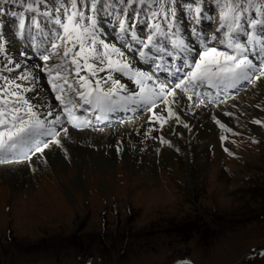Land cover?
<instances>
[{
	"label": "rangeland",
	"instance_id": "obj_1",
	"mask_svg": "<svg viewBox=\"0 0 264 264\" xmlns=\"http://www.w3.org/2000/svg\"><path fill=\"white\" fill-rule=\"evenodd\" d=\"M49 1L44 12L73 11L71 0ZM204 1L219 20L216 0ZM180 2L176 0V7L184 9L194 0ZM19 7L22 16L10 12L18 21L34 16L25 13L31 11L23 4ZM75 10L84 12L80 23L87 27L91 14L81 4ZM249 13L242 18L245 24ZM1 14L0 37L4 32L12 35L10 21L2 17L6 13ZM215 30L216 37L226 31ZM61 37L65 33L54 41L58 48L52 45L54 60L64 58ZM86 42L85 52L75 57L78 61L92 47L89 38ZM73 46L72 53L80 52L78 43ZM257 74L240 80L229 96L211 101L239 103L223 110V119L211 109L206 123L220 143L210 141L192 158L189 148H183L191 142L184 134L178 133L181 143L166 157L161 151L168 144L157 134L149 142L155 146L149 152L154 160L148 158L145 164L133 159L131 171L119 162L98 170L89 160L79 167L63 158H38L19 176L0 172V184L6 183L0 189V264H264V123L253 122H264V77L256 81ZM221 125L229 143L220 139ZM33 153L35 149H23L21 158L7 153L0 164L27 163ZM77 176H82V186L75 185Z\"/></svg>",
	"mask_w": 264,
	"mask_h": 264
},
{
	"label": "snow or ice",
	"instance_id": "obj_2",
	"mask_svg": "<svg viewBox=\"0 0 264 264\" xmlns=\"http://www.w3.org/2000/svg\"><path fill=\"white\" fill-rule=\"evenodd\" d=\"M138 2L140 5L152 4L153 6L158 5L160 11L165 14L167 17L169 14L172 17H175L176 11L174 8L165 9V4L169 2V0H119L121 5H133ZM171 2H175V0H171ZM197 4L199 0H196ZM221 11L219 14V20L221 23V31L225 27H227V31L223 33V39L219 40L221 45H225L227 49L232 50L229 51H219L215 47L208 48L203 56H201L200 60L195 62V67L192 71L188 72L187 75L180 81L179 84H176V89H180L184 87L186 92L194 90L197 86L202 84H207L210 87H234L240 80L248 79L250 70L255 69V65L253 61L249 59L248 55V47L243 44L236 42L239 34L241 32H245V23L242 22V18L244 14L247 13L250 9H254L256 16L261 17L259 19H248L246 21L247 27L253 29L251 32H246L248 45L252 46V50L259 51L260 54H264V0H216ZM73 11L70 15H67V23L61 22V19L57 18L55 20L56 24L61 25L64 30L65 37H61L60 39L64 41V57L67 58L69 53H72V49L67 46L68 43H78L80 46V52H74L73 60L71 63L77 66V75H79L80 65L78 60L75 57H80L81 53L85 52V41L90 37L91 45L87 51L90 56L94 57L96 60L100 61L101 64L107 62V68L110 70L108 75V80L112 81L113 87L109 88L107 92L101 93L100 91V81H96V86L94 89H90L88 91H81L76 88H73L71 84L68 83L67 78H64V84L68 87L69 90L76 93L79 97L80 101L83 102L82 105L76 104L74 107H68V104H73V100L69 99L67 104H65L64 97L62 95H57L56 99L60 100L62 104H64V113L67 114V122L72 124L76 128L83 127L87 125V120H82L80 117L74 115L75 107H82L83 105H94L97 109L102 112H111L113 111V104L115 101L111 99L113 94L118 90L124 88V85L120 84L118 80H114L111 72L112 71H121L125 72V74L130 71L128 63H120L119 61H113L111 59V55L108 51L109 45L104 44L103 41H98L95 29H96V19L95 16L88 17L87 19L90 21L87 27L81 25L80 21L85 19V14L82 11H76L77 0H71ZM104 4L105 7L112 6V0H92L91 7L93 12H98L97 4ZM4 4H23V6L28 11H33L32 3H24V0H0V5ZM124 12H127V8L121 9ZM4 8L0 6V12H3ZM197 12L200 11L199 7L196 9ZM157 14L151 13V16L154 18ZM121 31H126V23L125 20L119 21ZM21 28L24 27L23 19L20 24ZM39 28V24L36 25ZM167 27L169 29L166 32L160 23H153L149 25L152 34L148 36L147 43H144L145 48H149L151 45L156 52H164L166 55H171V53H167L165 47L163 45L154 44V40L157 36L164 37L167 40H170L174 49H180L184 52L189 51L187 45L183 40L173 39V35L175 33L172 32L174 28L173 23H168ZM75 33V35H73ZM259 33V34H257ZM132 39L137 40L135 31L132 33ZM212 39L215 41L217 37L214 35ZM102 44L105 51L100 53L97 51L95 47L97 44ZM3 44H0V51H3ZM59 45L53 44V48H58ZM111 52L119 53V50L113 47ZM119 55L123 56V53H119ZM141 56H147V53L144 51L140 52ZM49 56H44V60H49ZM87 58H85V63H87ZM162 59V58H161ZM19 67V65H17ZM63 67V65L57 66V76L56 79H60L59 69ZM158 68L160 65L157 66ZM88 68L92 69L91 75L95 76L97 71H103L94 65L88 64ZM49 72L52 69H48ZM177 71H181V69H177ZM261 77H264V68L259 69ZM135 76L142 77V79H137L136 83L141 85V92L135 96H128L124 98L125 100H136L143 101L144 103H152V107H155V99L163 97L164 103L169 104V100L167 97H176V91L174 90H166L163 84H157L156 88L159 91H155L152 88H148L144 82L152 80V76L146 75L144 73H135ZM21 79H27V76H21ZM83 81V83H81ZM79 84L80 89H84L88 84V80L84 76H79V79L76 81ZM8 84H13V81H8ZM189 85L190 87H185V85ZM60 87L63 90V86L58 85L56 83L53 84V88ZM15 88L19 90L20 85L16 84ZM27 91L28 89H24ZM5 98L3 100L4 108H0V154L7 153H15L17 151H22L26 146L29 140L33 139L39 135H51L54 143L57 145L60 144V140L58 137L61 135L60 132L56 131L53 127H47L48 124H62L61 116L55 115V119L53 121H46L38 119L36 113L32 110V106L28 105L27 100H23V98L19 95L18 91H9L8 88L4 89ZM93 92L96 93L93 96ZM195 95H199L198 92L194 93ZM14 97V101H10L8 97ZM191 99V96H189ZM23 101V103H21ZM175 102V101H173ZM9 103H12L13 106L8 108ZM24 105H28L27 111H24ZM199 107V104L195 105ZM171 113V109H169ZM49 116L54 115L51 111L48 113ZM171 115H175V113H171ZM99 119V117H97ZM166 122V121H165ZM177 122L179 123V119L177 118ZM256 124L264 123L260 120L253 121ZM217 123H220L217 121ZM224 127V125H221ZM68 129L64 128L63 133L66 135ZM221 139H225L221 137ZM162 143L167 144L168 141L161 140ZM50 144L45 143L43 145L44 148H48ZM227 151V149H225ZM37 152H42L43 149L40 147L36 148ZM230 155L232 153H229ZM187 264V262H184Z\"/></svg>",
	"mask_w": 264,
	"mask_h": 264
},
{
	"label": "bare ground",
	"instance_id": "obj_3",
	"mask_svg": "<svg viewBox=\"0 0 264 264\" xmlns=\"http://www.w3.org/2000/svg\"><path fill=\"white\" fill-rule=\"evenodd\" d=\"M199 40H203V39H199ZM238 41L240 40L237 39L236 42ZM201 42L204 47L208 45L204 41ZM7 47H8V51L10 49V54L12 56H13L12 51L16 52V50L18 49V47L15 45V42L9 38H7ZM112 48L113 47L109 48L108 51L111 55V59L115 61V58L119 57L118 55L119 53L111 52ZM119 50L122 49L120 48ZM104 51L105 49H102L100 52L102 53ZM262 56H257L256 58L257 59L262 58V61H264V58ZM17 63H19L18 59H17ZM96 63L101 64L100 61ZM101 65L104 67L106 66L105 70L108 78L110 70L107 68V62ZM111 75L114 80H118V81L120 80V84L122 85L125 84L114 71L111 72ZM21 76H27L28 78L23 80L20 78ZM256 76H257L255 78L256 81H258L260 78H263L261 77L260 74H257ZM10 79H12L16 84L23 86L25 89H28L26 93L29 96L31 105H33L34 110L45 112L53 109L54 103L51 100V97L47 94V91L41 88L42 83L39 78V75L37 74L30 75V73H26V74L20 73L19 75L16 74L11 76ZM14 82L13 84H7V88L9 89V91H18L15 90L16 84H14ZM261 84H263V81H261ZM12 85H14V87ZM124 89H126V87ZM228 92L229 91L225 90L223 97H227V95H229ZM18 93L21 97H23L22 95L24 94L23 91H18ZM261 93L264 97V90ZM218 94L219 92L217 91L216 95ZM1 95L3 94L0 93V96ZM10 98L11 96H9L8 97L9 100H13V101L15 100L14 97H12L13 99ZM167 99L169 100V104L166 105L164 103L160 107V110L162 112L161 111L159 112L161 115L156 112H152L151 109H149L150 113L148 114V117L144 115L143 116L139 115L128 121L125 120L121 123H117L111 126H106L101 128L97 127L94 128L93 130L86 128H81V129L71 128L70 130L68 129L66 135L62 131L61 135L58 137L62 147L61 145H57L54 142H50L49 143L50 146L48 148L41 147L43 151L34 154V156H32L30 160L27 161V163L19 162V163L0 164V172L13 171L15 174L19 176L20 171L24 172L25 169L26 168L28 169V167L31 166L32 164L35 165V162L39 160L38 158H40V160H53L57 158H61V159L63 158L64 161H69L73 163L75 166H79V167L80 164H82V162L89 160L92 163V165H94L95 168L98 170H104L106 166L111 168L114 163L119 162L118 165L120 167L121 165H125L130 170L131 169L130 163L133 159L140 160L145 164H148V161H150L148 158L154 160L153 157L149 156L150 155L149 152L151 153V150L153 151L152 148H155V146H152L153 144H150L149 142H154L153 137L156 136L157 134L159 135V137H161V140L163 139L168 141L167 143L168 145L165 146L166 149L161 151V155H165L164 157H166L169 154L170 155L173 154L175 148L181 143V141H179L178 139V133L184 134L186 137H188L189 141L191 142L189 144H186L183 148H189L190 158H192L194 155L193 153L196 150L198 152H201L203 148L205 147L207 148L208 145L206 146V144L207 143L210 144V141L217 146L218 143H220L219 139L215 137V135L209 133L212 131V127L206 123L207 115H210L209 112L211 111V109H213V111L215 112L213 115L218 116L220 119H223L222 114L224 112L222 113V111L239 103L236 100L234 101L225 100V101H221L220 104L218 105H213V103L209 105V104H205L204 102L197 101L192 97L191 99H189L188 96H180L179 93L177 92L175 98L168 97ZM252 100H254V98ZM196 104H199L200 106L196 107L195 106ZM240 104L242 105L241 102ZM164 106L165 108H168V110L171 109V113H175V115H171L170 112L164 114L163 113ZM177 118L180 121L179 123L177 122ZM219 121H223V120H219ZM223 123L225 124L224 121ZM186 124H187V126L185 127L186 129L182 130V128ZM218 124L220 125V123ZM224 130L225 127L223 128V130H220L219 136L224 137L225 142L227 141L229 143L230 141L228 139L229 137L227 138L228 136L226 134L227 132H224ZM217 146H216V152H218L219 149ZM118 158H120L121 160L117 161ZM192 162L193 161H191V164L189 166L193 170L194 168H192L193 165ZM40 168H42V166ZM73 171L75 170L73 169ZM81 177L77 176L75 178V185L78 186L83 185V180ZM5 184L6 183H3L4 186H6ZM3 185L0 184V189Z\"/></svg>",
	"mask_w": 264,
	"mask_h": 264
}]
</instances>
